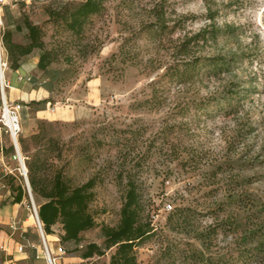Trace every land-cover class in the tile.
<instances>
[{
	"label": "rangeland",
	"instance_id": "rangeland-1",
	"mask_svg": "<svg viewBox=\"0 0 264 264\" xmlns=\"http://www.w3.org/2000/svg\"><path fill=\"white\" fill-rule=\"evenodd\" d=\"M78 1L0 0V32L7 12L18 23L27 17L41 27L45 47L59 53L49 65L60 72L49 101L16 102L25 167L38 154L45 173L60 169L73 185L95 173L102 177L89 205L96 225L79 244H61L64 257L71 264H109L114 248L83 259L81 247L102 245L100 227L117 224L131 176L141 189L143 221L152 227L135 248L137 264H214L213 256L229 254V264H264V0H104L103 12L75 37L49 13L62 17ZM158 6L167 25L179 21L176 32L124 42L155 21ZM202 30L220 32L217 39L190 40ZM14 40L24 42V34L15 31ZM120 43L129 53L119 55ZM230 55L234 60L222 73L201 71L185 84L161 81L177 60ZM152 80L164 86L161 106L148 110L137 104L151 95ZM36 110L42 111L35 121ZM4 141L0 201L11 202L12 181L24 188L33 214L43 199L29 194L10 140Z\"/></svg>",
	"mask_w": 264,
	"mask_h": 264
},
{
	"label": "trees",
	"instance_id": "trees-1",
	"mask_svg": "<svg viewBox=\"0 0 264 264\" xmlns=\"http://www.w3.org/2000/svg\"><path fill=\"white\" fill-rule=\"evenodd\" d=\"M105 8L104 0H80L77 3L69 4L64 11L62 17L60 13L50 12L52 18L57 21L62 18L63 26L75 37H82L86 23L92 16H97L103 12ZM162 6L154 7L153 15L155 21H150L142 25L141 28L131 33V36L125 39L131 40V44L143 37L152 35L174 34L177 27H180L179 21H174L171 25H167V17L165 12L161 10ZM9 18V21H8ZM22 32L24 34V42L14 40V33ZM168 31V33H165ZM220 31L202 30L193 35V40L217 39ZM1 46L4 49L8 66L16 70L19 68L21 61L32 54L35 49H39L41 53L38 56L37 68L39 75L31 78L33 88L43 87L49 93H53L54 84L57 83L60 72L49 69V65L58 59L59 53L56 47L46 48L42 37V29L38 24L31 22L27 17L18 23L12 16H8L4 24L3 30L0 32ZM186 41L183 40L181 47ZM135 43V42H134ZM124 43L119 44V55L129 53L125 51ZM128 50V49H127ZM235 55L217 56V57H195L190 59L177 60L165 67L162 78L170 81L175 79L179 84L187 83L192 77L201 71L212 73H222L227 70L229 64L227 61L234 60ZM164 86V85H163ZM163 86L157 84L154 86L153 80L150 81L149 87L151 95L137 106L151 110L161 106L159 97L160 90ZM49 100L45 99L39 103L44 104ZM208 101L203 100L199 103L205 106ZM198 104L197 102H193ZM198 104V106L200 105ZM42 109V108H41ZM12 149V147H11ZM44 160L40 155L34 154L30 161L26 164L27 180L30 190L34 197H39L43 201L38 204L37 215L42 224L45 235H52L54 227L60 226L57 237L61 244L75 243L79 244L82 234L95 227V219L89 211V205L94 200L96 184L102 180L101 173H95L85 182L73 185L65 180L64 173L60 170H54L50 175L44 172ZM10 180L11 176H8ZM12 200L11 203H20L25 197V191L22 185L14 186L10 182ZM188 208L175 210L169 215L186 214ZM144 208L142 205V193L137 181L129 176L125 183L124 200L119 211V220L116 225H102L100 227L101 236L103 238L102 245L95 242H88L81 248L80 257L88 259L93 256H103L106 250L114 248V252L110 255L109 264H137L135 248L138 247L151 234L152 227L148 221H143ZM178 213V214H177ZM215 233V230L212 229ZM211 232V233H212ZM212 233V234H213ZM203 239L202 234L199 235ZM62 247V246H61ZM63 248V247H62ZM64 249V248H63ZM65 250V249H64ZM80 250V249H79ZM250 256H253L249 253ZM233 255L213 256L211 258L214 264H229L232 262Z\"/></svg>",
	"mask_w": 264,
	"mask_h": 264
},
{
	"label": "crops",
	"instance_id": "crops-1",
	"mask_svg": "<svg viewBox=\"0 0 264 264\" xmlns=\"http://www.w3.org/2000/svg\"><path fill=\"white\" fill-rule=\"evenodd\" d=\"M1 55L5 57V52L0 49ZM38 58L23 59L18 69L13 70L9 66L4 70V78L9 83L4 95L9 102H22L27 104L31 101H43L48 98L49 92L43 87L33 88L31 81H19L17 76H37ZM27 109V106H25ZM40 111L35 112V121L40 118ZM16 223L17 229L12 230L10 222ZM49 241L50 250L56 253L60 246L57 234L46 235ZM22 246L19 251L18 247ZM41 243L38 231L35 227V220L28 212L24 200L20 203L5 202L0 207V264H44L40 256ZM39 257H36V256ZM62 255L59 260L61 264H71L72 258Z\"/></svg>",
	"mask_w": 264,
	"mask_h": 264
},
{
	"label": "built area",
	"instance_id": "built-area-1",
	"mask_svg": "<svg viewBox=\"0 0 264 264\" xmlns=\"http://www.w3.org/2000/svg\"><path fill=\"white\" fill-rule=\"evenodd\" d=\"M1 49V47H0ZM8 62L6 58H4L1 55L0 52V158L3 160L4 155V149H5V137L10 140V145L13 147L15 154L12 155V158L17 159L19 162V171L20 174L24 177L25 185L27 188V191L30 194V187L27 180L26 175V167L23 162V158L21 156L20 150H19V144H18V136L21 131V123H20V115L19 110L21 108L19 103L16 102H9L4 95V91L6 88L9 87V83L4 78V70L7 69ZM19 81H26L30 82L31 77L30 76H17ZM5 174H12V170L9 169V167H4ZM1 201H0V207H1ZM166 208H171L170 205H166ZM34 215H35V227L39 234V239L41 243V253L40 256L44 260V264H58V260L62 255H65V250L58 246L56 249V253H53L50 250V247L48 245V239L42 229V224L37 216V210L34 208ZM10 228L14 231L17 229L16 223L11 221L9 224ZM18 250H22V246L18 247ZM36 257H39L38 255Z\"/></svg>",
	"mask_w": 264,
	"mask_h": 264
},
{
	"label": "bare ground",
	"instance_id": "bare-ground-1",
	"mask_svg": "<svg viewBox=\"0 0 264 264\" xmlns=\"http://www.w3.org/2000/svg\"><path fill=\"white\" fill-rule=\"evenodd\" d=\"M33 218L35 219V215H34V211H33V214H32Z\"/></svg>",
	"mask_w": 264,
	"mask_h": 264
},
{
	"label": "water",
	"instance_id": "water-1",
	"mask_svg": "<svg viewBox=\"0 0 264 264\" xmlns=\"http://www.w3.org/2000/svg\"><path fill=\"white\" fill-rule=\"evenodd\" d=\"M38 216V215H37Z\"/></svg>",
	"mask_w": 264,
	"mask_h": 264
}]
</instances>
